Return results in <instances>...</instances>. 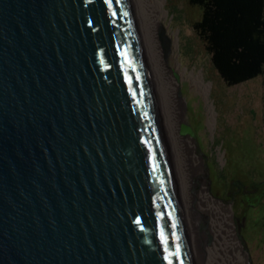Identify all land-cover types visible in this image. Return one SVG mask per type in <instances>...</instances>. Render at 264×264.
Listing matches in <instances>:
<instances>
[{"label": "water", "instance_id": "1", "mask_svg": "<svg viewBox=\"0 0 264 264\" xmlns=\"http://www.w3.org/2000/svg\"><path fill=\"white\" fill-rule=\"evenodd\" d=\"M0 264H192L129 0H0Z\"/></svg>", "mask_w": 264, "mask_h": 264}, {"label": "rangeland", "instance_id": "2", "mask_svg": "<svg viewBox=\"0 0 264 264\" xmlns=\"http://www.w3.org/2000/svg\"><path fill=\"white\" fill-rule=\"evenodd\" d=\"M156 1L165 13L162 27L177 42L168 53L169 63L172 67L180 64L186 73L177 82L185 116L179 134L191 139L195 153L202 158L205 185L214 199L211 208L199 196L202 178L193 179L192 211L197 215L203 262L238 264L241 256L245 264H264V79L226 86L192 28V22L201 17L200 8L188 0ZM160 35L155 36L161 51ZM193 73L200 75L207 93L192 85L188 75ZM186 125L198 145L193 135L183 130ZM214 218L221 224L224 239L212 255Z\"/></svg>", "mask_w": 264, "mask_h": 264}, {"label": "bare ground", "instance_id": "3", "mask_svg": "<svg viewBox=\"0 0 264 264\" xmlns=\"http://www.w3.org/2000/svg\"><path fill=\"white\" fill-rule=\"evenodd\" d=\"M129 1L157 106L192 264H204V249L198 231L197 215L192 211L193 179L202 178L203 185L199 190V196L208 201L211 208L214 199L205 185L202 158L195 153L191 139L185 134H179V128L185 122V116L178 101L177 82L178 78L185 77L186 73L180 69V64L172 67L169 63L168 53L173 51L177 42L171 39L166 29L162 27L161 19H165L163 7L156 0ZM157 33L162 34L160 35L161 51L155 36ZM164 38L168 41L167 49L164 45ZM188 77L194 87L207 93V88L203 85L199 74L193 73ZM211 227L215 241L213 247L209 248V252L213 255L220 248L223 236L221 224L216 218L212 220ZM238 259V264H245L241 256Z\"/></svg>", "mask_w": 264, "mask_h": 264}, {"label": "trees", "instance_id": "4", "mask_svg": "<svg viewBox=\"0 0 264 264\" xmlns=\"http://www.w3.org/2000/svg\"><path fill=\"white\" fill-rule=\"evenodd\" d=\"M201 17L192 28L228 87L264 79V0H188Z\"/></svg>", "mask_w": 264, "mask_h": 264}, {"label": "flooded vegetation", "instance_id": "5", "mask_svg": "<svg viewBox=\"0 0 264 264\" xmlns=\"http://www.w3.org/2000/svg\"><path fill=\"white\" fill-rule=\"evenodd\" d=\"M243 188H244V186H243Z\"/></svg>", "mask_w": 264, "mask_h": 264}]
</instances>
